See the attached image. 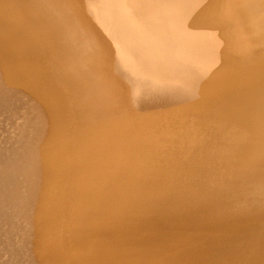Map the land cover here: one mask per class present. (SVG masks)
Masks as SVG:
<instances>
[{"label":"bare ground","instance_id":"6f19581e","mask_svg":"<svg viewBox=\"0 0 264 264\" xmlns=\"http://www.w3.org/2000/svg\"><path fill=\"white\" fill-rule=\"evenodd\" d=\"M0 51L33 142L49 135L50 263L264 264V0H0ZM132 203L173 240L163 263L127 231Z\"/></svg>","mask_w":264,"mask_h":264},{"label":"rangeland","instance_id":"374dc122","mask_svg":"<svg viewBox=\"0 0 264 264\" xmlns=\"http://www.w3.org/2000/svg\"><path fill=\"white\" fill-rule=\"evenodd\" d=\"M2 54L0 55V58H2L1 56L3 55V53L4 52H2V51H0ZM4 55H5V53H4ZM3 55V56H4ZM4 58H5V56H4ZM4 58L2 59V60H4ZM1 60V61H2ZM4 61H6V60H4ZM1 64H3L2 62H1ZM1 64H0V68H1ZM4 64H5V66H4ZM4 64H3V66H2V68H4L3 69V72L0 70V72H2V74L0 73V80L1 81H3L2 83H0V92L2 93V94H4V95H0V99H1V101H0V129L1 128H6V129H8V130H6V129H1V131H0V159H2V161H0L1 163V165H0V192H2L1 194H2V196L0 195V212H3L6 208H7V210H5V212H6V214H5V212L4 213H0L1 214V216H3V217H1L0 218V249H1V252H0V264H13L14 262H16V263H14V264H27V263H29V264H48V263H50V262H52V259L50 258V256L48 255V254H45L44 252H45V249H46V246H47V243H43V241L45 242L46 240H45V231H46V229L47 228H44L46 225H47V223L49 222V220H47V215L45 216V212H46V210L48 209L47 207L49 206L48 204H50L51 205V195L49 196V194H51V190H49V191H47V189H50L49 188V185H50V187H51V184L53 183L52 182V179L50 178V176H49V173H50V160H49V155L47 154V151H48V136L46 135V137H44V139H42L41 138V140H42V143H39L38 141H37V144L35 143L36 142V140L34 139V138H32V129H31V127H30V125L28 126L29 127V130H28V127H26L25 128V125L27 124H29V118L28 117H32V115H30V114H34V112L32 113V110H30L29 108H28V105H29V102L25 99V98H23L22 96H20L19 94H21V93H19L20 92V90H21V88L19 87V85H17V84H19V83H17L16 81H15V79H14V77H13V75L12 74H10L11 72H9L10 70H8V66H7V62H4ZM6 68V69H5ZM4 70H5V72H4ZM7 70H8V72H9V74H7L8 72H7ZM3 74H4V76L5 75H7V76H9V77H4V78H1V77H3ZM2 75V76H1ZM12 76V77H11ZM5 78H7L6 80L8 81V79L9 78H11V80H9V81H11L10 83H12V81H13V83L12 84H10L9 83V85H8V87L6 86L7 84H8V82L6 83V85H5V83H4V81H6V80H4ZM0 81V82H1ZM16 84H15V83ZM2 85V86H1ZM11 85H13V87L14 86H16V87H14V88H16L15 90H13L14 88L11 86ZM3 86H4V88H3ZM10 87H12V88H10ZM17 87H18V89H19V91H18V89H17ZM13 94V92H14V95H12L9 91H7V89ZM11 90H10V89ZM3 90V91H2ZM6 90V91H5ZM13 91V92H12ZM4 92V93H3ZM6 92V93H5ZM7 92H9V93H7ZM17 92V93H16ZM21 92H22V90H21ZM0 93V94H1ZM6 94V95H5ZM10 94V95H9ZM16 94V95H15ZM8 95V96H7ZM19 95V96H18ZM12 96V97H11ZM16 96H18L17 98H15ZM2 97V98H1ZM5 97H6V99L8 98V100H6L7 101V103H5L6 101L4 100L3 101V99H5ZM12 99H11V98ZM14 97V98H13ZM21 97V98H20ZM18 98H19V100H18ZM23 98V99H22ZM17 99V101L16 102H20L21 101V103H17V105H14V104H16V102H14V103H12V100L14 101V100H16ZM9 101V102H8ZM26 101H27V104H26ZM3 103H4V105L6 106V104H8L9 105V108H8V105H7V107H5L4 105H3ZM12 106H19V110L17 109V107H15V108H13V107H11V105ZM18 104H21L22 105V107L24 106V108H22V107H20L21 105H18ZM27 106H25V105ZM3 106V107H2ZM25 107L27 108V111H25ZM4 108V109H3ZM11 108H13V109H11ZM21 108V109H20ZM3 109V110H2ZM16 109H17V111H16ZM24 109V110H23ZM29 110V111H28ZM4 111V112H3ZM16 111V112H15ZM20 111V117H19V114H18V112ZM30 111H31V113H30ZM22 112V113H21ZM2 113V114H1ZM4 113V114H3ZM8 113V114H7ZM15 113H17V114H15ZM25 113H30L29 114V116H27V114L25 115ZM9 114H11V115H9ZM4 115V116H3ZM6 115V116H5ZM12 115H14V116H12ZM35 115V114H34ZM10 116V117H9ZM19 118H18V117ZM23 116V117H22ZM4 117H6V118H4ZM9 117V118H8ZM13 117L16 119H13ZM11 118V119H10ZM18 118V119H17ZM28 118V119H27ZM8 119V120H7ZM13 119V120H12ZM31 119V118H30ZM21 120V121H20ZM6 121V122H5ZM12 121H13V123H12ZM17 123H16V122ZM19 121H20V123L21 124H19ZM27 123H26V122ZM4 122V123H3ZM6 123V124H5ZM12 123V124H11ZM3 126H2V125ZM26 125V126H27ZM15 127H17L16 129H15ZM26 129V130H25ZM21 130V131H20ZM24 130L25 131H28V132H24ZM6 131V132H5ZM8 132H10V133H8ZM17 133V135H16V133ZM30 132V136H29V134H28V136L26 135L25 136V134H27V133H29ZM2 133V134H1ZM4 133V134H3ZM7 133V134H6ZM20 133V134H19ZM24 134V135H23ZM7 135V136H6ZM13 135V136H12ZM6 136V137H5ZM12 136V137H11ZM21 136L23 137V138H21ZM1 137H3V138H1ZM4 137H5V140H4ZM26 137H28V139L26 138ZM13 138V139H12ZM16 139H17V142H18V144H17V142H16ZM20 139H22V140H20ZM23 139H24V141H25V143L23 142ZM7 140H8V142H7ZM18 140H20V141H18ZM40 140V141H41ZM30 142V144H31V150H30V144H29V142ZM33 141H35V142H33ZM21 142H23L24 143V145H22L23 143H21ZM32 142V143H31ZM47 142V143H46ZM13 143H15V144H13ZM34 143V144H33ZM44 143V144H43ZM10 144L12 145V147L10 146ZM21 144V145H20ZM39 144H40V148H41V146L43 147L41 150H39V148H38V150H37V146H39ZM19 146V149L16 147V146ZM25 145H26V149L28 150V151H26L25 150ZM28 145V146H27ZM34 145V146H33ZM23 146V147H22ZM29 149H28V148ZM6 150H5V149ZM11 148V149H10ZM33 148V149H32ZM36 148V149H35ZM16 149L18 150V151H16ZM44 149V150H43ZM13 150V151H12ZM22 150V151H21ZM7 151V152H6ZM12 151V153H9V152H11ZM35 151H38V152H35ZM42 151V152H41ZM6 152V153H5ZM15 152V153H14ZM17 152V153H16ZM19 152V153H18ZM31 153H33V154H35V155H31ZM41 153V154H40ZM21 154V155H20ZM27 154V155H26ZM36 154H38V157L36 156ZM39 154H40V156H39ZM5 155H7V156H5ZM21 157H20V156ZM5 156V157H4ZM14 156V157H13ZM28 156V157H27ZM36 156V157H35ZM47 156V157H46ZM7 157H8V159H7ZM18 158V159H17ZM28 158V159H27ZM32 158V159H31ZM37 158V159H36ZM40 158V162L41 163H39V164H41V165H38V166H36V164L39 162L38 161V159ZM4 159V160H3ZM6 159H7V161L9 162H7L6 161ZM15 159V160H14ZM27 159V160H26ZM29 159H31L30 161H28ZM11 160H13L12 162H11ZM21 160H23L24 162H29V164L28 163H22L21 162ZM26 160V161H25ZM41 160H43V161H41ZM4 161V163H3V166H2V162ZM36 161H38V162H36ZM5 163H6V165H5ZM10 163H11V165H10ZM18 165H17V164ZM31 163L33 164V165H31ZM34 163H35V166H34ZM19 164H20V166H19ZM42 164H44V165H42ZM5 165V166H4ZM26 166V168L28 169V166H29V169L30 170H26L25 169V166ZM48 165V166H47ZM7 166H9V168L7 167ZM17 166H19V167H17ZM34 166V169H31L32 167ZM41 166H42V168H41ZM46 166V167H45ZM4 167V168H3ZM14 167V168H13ZM16 167V168H15ZM37 167L38 168H41L42 169V171H40L39 169H37ZM20 170H19V169ZM35 168H36V172H35ZM5 169V170H4ZM9 169V170H8ZM19 170V171H18ZM33 170V171H32ZM129 170H130V168H129ZM132 170V169H131ZM130 170V171H131ZM23 171H25V172H23ZM30 171H32V172H30ZM14 174H13V173ZM23 172V175H20V173H22ZM29 173V174H31V176H29V174L28 175H26L27 173ZM41 172V173H40ZM42 172H43V174H42ZM129 172V171H128ZM6 173V174H5ZM11 173V174H10ZM26 173V174H25ZM130 173V172H129ZM8 174H10L11 175V177L8 175ZM16 174H17V176H16ZM41 174H42V176L44 175V177H41ZM46 174V175H45ZM48 174V175H47ZM130 174H133L132 176H131V178L129 177V180H130V182H131V184H136L135 182H133V181H135L136 179V177H133L134 176V173H133V171L130 173ZM130 174H129V176H130ZM7 175V176H6ZM18 175H20V177L18 176ZM33 175V176H32ZM4 176V177H3ZM25 176H26V178H25ZM28 176L29 177H31V178H28ZM9 177H10V180H8L9 179ZM15 177H17V178H15ZM23 177H24V180H23V182H20V181H22V179H23ZM43 179V183H42V181L40 182V180H41V178ZM5 178H8V179H5ZM22 178V179H21ZM27 178L29 179V180H31L32 178V180L29 182V180L27 181ZM132 178L134 179V180H132ZM5 179V180H4ZM17 179V180H16ZM21 179V180H20ZM25 179H26V181H25ZM35 179V180H34ZM50 179V180H49ZM6 180H8L9 181V185H6V182H7V184H8V181H6ZM13 180H15V181H13ZM46 180V181H45ZM3 181H4V183H3ZM6 181V182H5ZM12 181H13V183H12ZM16 181H19V183H17ZM38 181H39V183H42L41 185H39V183H38ZM49 181H50V183H49ZM14 182H16V184L14 183ZM25 182V183H24ZM33 182V183H32ZM35 182H36V184H35ZM48 184H47V183ZM1 183H3V185H5V186H3L4 188H3V190H2V184ZM23 183V184H22ZM32 183V184H31ZM29 185L30 187H31V189H29L30 187L29 186H27V185ZM37 184H38V186H37ZM43 184H44V186H43ZM130 184V183H129ZM16 186V187H14V186ZM20 186V188H19V186ZM24 187H23V186ZM14 188H13V187ZM29 187L28 189V192H27V187ZM34 186V187H33ZM41 186H43L41 189H40V187ZM7 187L9 188V189H7ZM32 187H33V189H32ZM21 190H19V189ZM23 188V189H22ZM36 188V189H35ZM16 189V190H15ZM24 189H26V190H24ZM38 189L40 190L39 191V193H38ZM7 190V191H6ZM9 190H10V192H9ZM11 190H12V192H11ZM31 190H32V192H31ZM46 190V191H45ZM6 191V192H5ZM13 191L15 192V193H13ZM43 191V192H42ZM9 192V193H8ZM16 192H18V193H16ZM20 192V193H19ZM6 193V194H5ZM27 193V194H26ZM31 193H33V195H31ZM37 193H38V195H40V197H38V195H37ZM132 193L133 192H131V194L129 193V196L131 197V198H133V196H134V198H135V196H138V194H134V195H132ZM5 194V195H4ZM10 194V195H9ZM18 194L20 195V194H22V195H24L25 196V199H24V196H22V195H20V198H19V196H18ZM36 194V195H35ZM47 194V195H46ZM9 195V196H8ZM12 195V196H11ZM14 195H16V198L15 197H13ZM31 195V196H30ZM132 195V196H131ZM6 196V197H5ZM29 196V197H28ZM47 196V197H46ZM8 197H9V199H8ZM11 197V198H10ZM14 199H13V198ZM22 197H23V199H22ZM28 197V198H27ZM6 198L8 199V201L9 200H11L12 201V204H11V201L10 202H8V201H6ZM30 198V199H29ZM39 198V199H38ZM43 198V199H42ZM48 198H49V200H50V202L48 201ZM2 199H5L4 201L2 200ZM16 199H18L17 201H15ZM21 199H22V201H21ZM32 199V200H31ZM46 199V200H45ZM19 200H20V202H19ZM38 200H39V202H38ZM41 200V201H40ZM2 201V202H1ZM15 201V202H14ZM25 201V203L27 202V201H32V202H27V204H29V205H27V204H24L23 202ZM47 201V202H46ZM8 202V203H7ZM19 202V203H18ZM49 202V203H48ZM3 203V204H2ZM11 205H10V204ZM16 203V204H15ZM48 203V204H47ZM131 203V202H130ZM19 204V205H18ZM25 206V207H19V206ZM36 204H38V205H36ZM3 205V206H2ZM5 205V206H4ZM8 205H9V207H8ZM15 205V206H14ZM136 204H134V203H132V204H130V206H131V208L132 207H134ZM40 206H42L41 208H39ZM45 206V207H44ZM12 208V210H13V208L15 209L14 210V212H12V213H15L14 214V217L13 216H11V214L12 213H10V209ZM28 207H30L29 208V211H28V214H27V212H26V210L25 209H28ZM10 208V209H9ZM37 208H38V210H37ZM130 208V209H131ZM1 209L3 210V211H1ZM18 209V210H17ZM21 209H23L22 211H21ZM43 209V210H42ZM136 209H138V207L136 206ZM135 209V211L133 212V210H134V208H132L131 209V211L129 210V213H131L130 214V218H131V215H132V217H135V218H131V219H133V220H129L128 219V221H127V225H126V227H127V231H128V229L130 228V230L131 231H134V232H132L133 233V235H135V234H139L138 235V237L140 236H145V237H142L141 239L142 240H144V242L147 244L148 243V241L147 240H145V238H146V236H148V240H150L149 241V243L146 245L145 243V245L146 246H148V247H151L152 249H150V251L152 252V250H153V252H154V250H156V249H160L159 251L158 250H156L155 251V254H156V252L158 251L159 252V254L160 255H163V252L165 251V253H167V251L169 252L171 249L170 248H172V244L173 243H170V242H172L173 240L171 239V240H169V241H167V242H169V243H167V242H165V243H167L166 245L164 244H162L161 245V241L163 240L164 241V239L163 238H161L160 237V235L158 234V233H156L157 235L155 236V232L154 231H152L150 228H149V226H147L148 227V229L146 228V227H144L145 226V222H146V220L147 219H144L145 217H144V215H142V213H140V212H138L137 210ZM9 210V211H8ZM16 211H18V212H16ZM37 211H39V212H37ZM44 211V212H43ZM25 212V213H24ZM134 214H133V213ZM24 215H23V214ZM40 213V214H39ZM45 213V214H44ZM137 213H139V215H136ZM9 216H8V215ZM17 214V215H16ZM26 214V215H25ZM142 216H141V215ZM13 215V214H12ZM39 215V216H38ZM40 215H41V217H40ZM19 216V217H18ZM22 216V217H21ZM43 216L46 218V220H45V218H43ZM146 216V215H145ZM7 217H9V218H7ZM10 217H13V220H12V218H11V220L13 221H9V222H7L9 219H10ZM20 217H21V219H20ZM137 217V218H136ZM141 217V218H143L142 219V224L144 225L143 226V229L142 228H139V227H137V226H139V223H141V222H139V218ZM3 218H5L4 219V221H3ZM2 219V220H1ZM7 219V220H6ZM134 219H135V222H134ZM6 220V221H5ZM136 220L138 221L137 222V224H135L136 223ZM144 220V221H143ZM34 221V222H33ZM47 221V222H46ZM140 221H141V219H140ZM129 222H132L131 224L129 223ZM133 222H134V225H135V227L133 226L132 228H131V225H133ZM145 224H144V223ZM8 223H10V227H9V224ZM15 223V224H14ZM16 223H18V224H16ZM147 223H148V220H147ZM142 224H140V227L142 226ZM13 225V226H12ZM17 225L19 226L20 225V228L19 227H17ZM49 225V224H48ZM47 225V226H48ZM147 225V224H146ZM4 226V227H3ZM15 226V227H14ZM129 226V227H128ZM7 227H9V228H7ZM17 227V228H16ZM39 227V228H38ZM136 228H139V229H136ZM146 228V231L144 230ZM3 229V230H2ZM6 229H7V231H6ZM9 229V230H8ZM16 229V230H15ZM25 229V230H24ZM19 230V231H18ZM34 230H37V232H35ZM43 230H45V231H43ZM129 230V231H130ZM140 230V231H139ZM142 230V231H141ZM144 230V231H143ZM147 230H148V232H147ZM149 230H151V232L149 231ZM16 231H18V232H16ZM128 231V232H129ZM1 232H2V234H1ZM6 232V233H5ZM127 232V235L129 234ZM145 232V233H144ZM153 232H154V234H153ZM132 233H130V234H132ZM152 233V234H151ZM17 234V235H16ZM22 234V235H21ZM25 234H26V238L24 239L23 237H25ZM1 235H3V236H1ZM5 235H7V236H5ZM15 235V236H14ZM44 235V237H42ZM132 235V236H133ZM159 235V236H158ZM20 236H22L21 238H20ZM130 236V235H129ZM128 236V237H129ZM136 237H137V235H135ZM135 236H133L134 238H136ZM154 238H153V237ZM159 238H158V237ZM133 237H129V238H132V241L134 240V238ZM137 237V238H138ZM140 237L137 239H135V240H138L137 242H139L138 243V245L140 244H143V242H142V240L140 239ZM2 238V239H1ZM28 238V239H27ZM34 238V239H33ZM42 238V239H41ZM151 238V239H150ZM155 239V241H153V239ZM147 239V238H146ZM159 239V240H158ZM162 239V240H161ZM19 240H25V241H21V242H19ZM151 240H152V242H151ZM161 240V241H160ZM168 240V239H167ZM2 241V242H1ZM15 241H16V246H14V243H15ZM27 241H28V244H27ZM40 241H42V242H40ZM160 241V244H158V245H161L162 247H163V249L164 250H162V248H161V246H158L156 243H158V242ZM165 241H166V239H165ZM27 244V245H25V243ZM47 242V241H46ZM131 242V240L129 239V243ZM142 242V243H141ZM155 242V243H154ZM21 243V244H20ZM34 243V244H33ZM135 243V242H134ZM151 243H153V245L152 246H154V247H152V246H149ZM162 243H164V242H162ZM8 246H7V245ZM45 244V245H44ZM155 244V245H154ZM169 244H171V245H169ZM19 245V246H18ZM21 245V246H20ZM22 245H24V246H26V247H22ZM29 245V246H28ZM167 245H169V247L167 246ZM177 245V244H176ZM31 246H33V247H31ZM35 246H36V248H35ZM45 246V247H44ZM144 245H141L140 247H143ZM155 246H157V248L156 249H153V248H155ZM165 246H167V248H169V250H167L166 249V247ZM171 246V247H170ZM12 247V248H11ZM17 249H16V248ZM24 248L23 250H21L22 248ZM42 247H43V249H44V251H43V249H42ZM139 247V248H140ZM148 247H146V248H148ZM173 247H174V244H173ZM20 248V249H19ZM26 248H27V250H26ZM39 248V249H38ZM140 249H143V248H140ZM144 249H145V247H144ZM143 249V250H144ZM149 249H147L148 251H149ZM13 250H18L17 252L19 253V255H18V253L17 252H15V251H13ZM42 250V251H41ZM142 250V252H145L146 251V253H147V250H145V251H143ZM174 249L172 248V250L171 251H173ZM187 250V249H186ZM185 250V251H186ZM191 250V249H190ZM23 252V256L25 257L26 256V259L24 258V257H22L20 254H22V252ZM27 251V252H26ZM149 251V252H150ZM162 251V252H161ZM170 251V253H167V254H165L166 255V257L167 258H169V259H167L166 257H165V255H163L162 257H159L160 255L158 254V252H157V256H155L154 255V253H153V255L151 254V253H148V255L150 254L151 255V258H152V256H153V260H154V258L155 257H157V259H158V261H159V263L160 262H162L163 263V261H165L166 259H167V261H169L168 263H165L164 262V264H170V261H172L171 263H175V262H179V261H181L182 263H184L185 262V260H186V264L188 263V261H189V264H192L193 263V259H191V258H194V262H197V264H199L198 262H205L206 260H205V258H201L200 256H199V258L200 259H196V258H198L196 255V253H192L191 254V256L190 255H187V254H185V256H184V254H182V253H184V252H180L179 250H178V252L180 253H176V251H175V253H172ZM31 252V254H33L32 256L29 254ZM33 252H35V253H33ZM13 255H12V254ZM41 253H43V254H41ZM4 254V255H3ZM14 254H16V255H14ZM45 254V255H44ZM169 254H170V256H169ZM173 254H175V255H173ZM177 254L180 256L179 258H180V260H179V258L178 257H176L177 256ZM195 254V255H194ZM27 255H29V256H27ZM35 255V256H34ZM38 255H40L39 257H38ZM49 256V257H47V256ZM171 255L172 256H174L175 257V259L176 260H174V258L173 259H171ZM181 255H183L184 256V259L182 258V256ZM187 255V256H186ZM193 255V256H192ZM199 255V254H198ZM14 256V257H13ZM20 256H21V258H20ZM169 256V257H168ZM191 257V258H189V257ZM196 258H195V257ZM34 257V258H33ZM188 257V258H187ZM14 258V259H13ZM17 260H16V259ZM20 258V259H19ZM48 258V259H47ZM160 258H161V260H163V261H161L160 260ZM163 258V259H162ZM164 258H166V259H164ZM177 258H178V260L179 261H177ZM182 258V259H181ZM210 258V257H209ZM24 259V260H23ZM45 261H44V260ZM51 259V261H49ZM188 259H190V260H188ZM203 259V260H202ZM207 260H208V258H206ZM21 261L20 263H19V261ZM47 260H48V262H47ZM195 260H197V261H195ZM200 260V261H199ZM31 263H30V262ZM157 260L155 259V262H156ZM174 261V262H173ZM184 261V262H183ZM3 262H5V263H3ZM7 262V263H6ZM18 262V263H17ZM190 262H192V263H190ZM206 263H208V261L206 262ZM50 264H52V263H50ZM177 264H181L180 262L179 263H177Z\"/></svg>","mask_w":264,"mask_h":264}]
</instances>
